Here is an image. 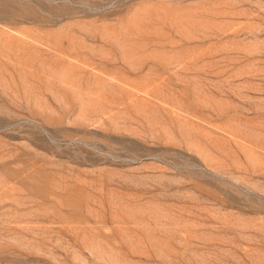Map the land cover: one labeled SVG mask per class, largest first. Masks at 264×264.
<instances>
[{
    "label": "rangeland",
    "instance_id": "1",
    "mask_svg": "<svg viewBox=\"0 0 264 264\" xmlns=\"http://www.w3.org/2000/svg\"><path fill=\"white\" fill-rule=\"evenodd\" d=\"M0 264H264V0H0Z\"/></svg>",
    "mask_w": 264,
    "mask_h": 264
}]
</instances>
